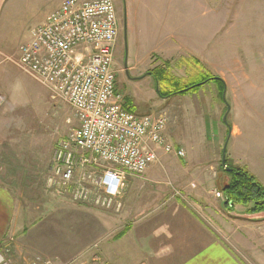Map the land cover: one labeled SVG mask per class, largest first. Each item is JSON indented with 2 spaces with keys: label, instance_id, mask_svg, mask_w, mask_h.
<instances>
[{
  "label": "rangeland",
  "instance_id": "1",
  "mask_svg": "<svg viewBox=\"0 0 264 264\" xmlns=\"http://www.w3.org/2000/svg\"><path fill=\"white\" fill-rule=\"evenodd\" d=\"M60 1L17 0L0 25V166L12 175L5 180L18 199L0 256L16 264H92L99 231L114 229L106 212L112 210L74 202L46 185L57 143L78 122L73 108L52 99L18 59L20 46ZM114 2L120 26L114 68L126 108L166 112L168 139L186 153L182 158L159 149L149 168L156 166L168 178L157 186L166 200L180 199L230 245L237 235L254 243L253 237L264 234V214L253 219L260 213H250L248 206H225L217 192L231 180L226 163L249 169L264 183V159L254 160L264 157V0ZM153 49L159 59L152 57L151 64L146 55ZM158 68L167 74L161 82L150 74ZM179 82L201 85L177 93ZM169 90L175 93L164 98ZM128 188L129 180L116 212ZM259 245L255 259L263 264L264 242ZM238 255L250 263L247 253Z\"/></svg>",
  "mask_w": 264,
  "mask_h": 264
},
{
  "label": "built area",
  "instance_id": "2",
  "mask_svg": "<svg viewBox=\"0 0 264 264\" xmlns=\"http://www.w3.org/2000/svg\"><path fill=\"white\" fill-rule=\"evenodd\" d=\"M120 33L114 0H64L19 48L20 68L67 102L77 125L57 143L48 189L77 203L119 211L130 175L166 154L185 157L166 134L168 115L137 114L117 89ZM218 197H223L217 192ZM0 264H16L0 256ZM32 264H53L52 261Z\"/></svg>",
  "mask_w": 264,
  "mask_h": 264
},
{
  "label": "crops",
  "instance_id": "3",
  "mask_svg": "<svg viewBox=\"0 0 264 264\" xmlns=\"http://www.w3.org/2000/svg\"><path fill=\"white\" fill-rule=\"evenodd\" d=\"M63 1L42 19L41 24ZM14 6L17 7V0H0V25L5 22L8 9ZM155 54L159 55L157 49L146 55L151 64L154 61L152 57L159 59ZM154 65H158V62ZM148 69L151 67L145 70ZM263 159V156L254 158ZM1 160L4 158L0 154ZM2 171L0 166V241L4 239L14 218L18 200L13 185L5 180L11 174L6 175ZM167 176L156 166L148 168L142 175L129 176V188L121 212L106 211L110 213L109 224L114 229L108 233L99 231L96 248L93 250L97 258L92 264H259L255 258L261 251L259 243L264 242V238L260 236L264 237V234H257V239L253 237L254 243L247 241L243 235H237L235 244L230 245L224 241L223 236L219 238L209 223L180 199H165L164 188L157 185L166 180ZM10 183L16 185L12 180ZM262 214L264 212L250 217L261 219L258 217ZM253 221L258 223L257 220ZM259 223L264 225V220ZM241 253H247L250 263L241 259L238 255Z\"/></svg>",
  "mask_w": 264,
  "mask_h": 264
},
{
  "label": "trees",
  "instance_id": "4",
  "mask_svg": "<svg viewBox=\"0 0 264 264\" xmlns=\"http://www.w3.org/2000/svg\"><path fill=\"white\" fill-rule=\"evenodd\" d=\"M155 70L156 69L150 71V74L155 78H158L159 82L166 78L165 75L167 74L164 71H161L160 68H158L157 71ZM158 73H160V75H158ZM214 80L224 84L221 78H214ZM199 85L201 84L198 82L187 86H182L180 83V85H176V90H178L177 93H186ZM174 93V91L169 90L167 95L163 96L162 94V96L165 98L166 96H171ZM229 167L232 169L228 170ZM225 169L231 177L230 182L222 187L225 206L233 209L236 205H245L250 207V213L264 212V185L260 182V180L247 168L237 166L231 167L228 163H226Z\"/></svg>",
  "mask_w": 264,
  "mask_h": 264
},
{
  "label": "water",
  "instance_id": "5",
  "mask_svg": "<svg viewBox=\"0 0 264 264\" xmlns=\"http://www.w3.org/2000/svg\"><path fill=\"white\" fill-rule=\"evenodd\" d=\"M224 99H225V94H224ZM229 109H230V107H228ZM227 114L228 113H226V115L224 116V121L226 122V120H227ZM225 159H226V157H225V149H224V153H223V163L225 164ZM231 168H229V170H230Z\"/></svg>",
  "mask_w": 264,
  "mask_h": 264
}]
</instances>
